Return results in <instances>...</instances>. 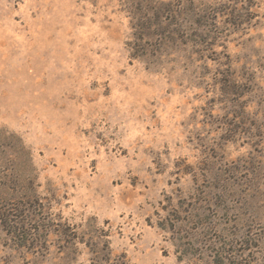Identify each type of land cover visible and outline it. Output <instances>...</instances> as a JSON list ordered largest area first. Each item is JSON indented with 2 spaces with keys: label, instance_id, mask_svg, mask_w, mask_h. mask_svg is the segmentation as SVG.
<instances>
[{
  "label": "rangeland",
  "instance_id": "rangeland-1",
  "mask_svg": "<svg viewBox=\"0 0 264 264\" xmlns=\"http://www.w3.org/2000/svg\"><path fill=\"white\" fill-rule=\"evenodd\" d=\"M0 264H264V0H0Z\"/></svg>",
  "mask_w": 264,
  "mask_h": 264
}]
</instances>
